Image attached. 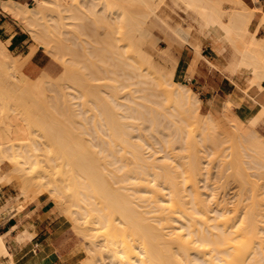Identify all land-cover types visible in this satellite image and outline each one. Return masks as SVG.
Returning <instances> with one entry per match:
<instances>
[{"label": "bare ground", "instance_id": "obj_1", "mask_svg": "<svg viewBox=\"0 0 264 264\" xmlns=\"http://www.w3.org/2000/svg\"><path fill=\"white\" fill-rule=\"evenodd\" d=\"M31 1H33L35 3L34 6L29 5V3ZM71 1H72V3H74L75 0L74 1L71 0ZM159 1L164 2V0H80L79 4H78V2H76L74 4V7L78 6L77 8H71V6L73 4L71 5L70 3H66L67 0H23V1L6 0V1H0L1 2L0 6H1L2 10L5 13H7L12 19L18 21L20 24H22L25 27L26 31L36 41L38 47L42 48L43 51L46 52L48 55H50V56L54 57L55 59L59 60L60 62H62L64 65V70H65V72L61 73V74H63V73L64 74L58 78L59 80L56 78L57 79L56 83L58 82L57 84L55 82H53L54 80L52 78L50 79V77L45 73H42L36 79L32 80L22 73V71H21V67H22L21 62L22 61H20L19 58H13L10 55L7 48L5 47V45L3 44V42L0 40V86L2 87L0 89L4 88L5 83H6L8 89H9V87H12V86L15 87V89H16L15 92L17 93L18 96L19 95H23V96L25 95L27 97V99H29L32 104L36 105V106H33L34 108H32L31 110H37L39 112L41 111L40 113H42L44 111L53 110L55 112L56 116H59L62 118L64 117L65 119H67L66 117L69 118V116H70V118H71V116H72V118L73 117H78V118L82 117L83 120H85V119L88 120L87 118L84 119V117H85L84 115L88 112L86 109H85L87 111V112L85 111L86 113L85 112L80 113L82 111V108L80 109V107H78V109H79V111H78V109H74L75 107L74 108L72 107L73 108L72 113L69 111L68 112L64 111L66 113H70L71 115L70 114L64 115V113L60 112V110L63 107L58 109V108H56V106H54V104L51 103L52 100H50L51 102H49V100L47 99L48 96L51 98L52 94L47 95V98H46V94L48 93V90H50L49 93H52L51 90H54L56 88H59L60 90H62L64 87L63 85H66L65 83L69 82V81L63 82L66 80V78L68 80H70V82H72L71 80L74 78V77H72V79L70 78L72 74H70V77H69L70 79L68 78V74L71 72V70H73V75L75 74L76 71L79 72V75H81L80 71L83 72L82 75L87 74V76H85V77L82 76V77L86 78L85 79L86 81L85 80L84 81L88 85L89 84L90 85L88 86L86 83L82 82L83 80H81L83 85L81 82H80L81 84H79V85H82V87L81 86L79 88L76 87V89L82 88L83 90H85L84 84H86L88 86V88L92 90V92L94 93V96H92V97H94V100L96 98L97 104H98V101L100 104V109L98 108L100 110L99 111L100 116L98 115L99 120L97 119L98 123L96 125H98V128L101 126L99 129H101L103 127L107 129L106 132H108L110 140L108 139L109 137L107 138V134H105L104 130L103 129L100 130V131L104 132V134L106 136L105 139H103L102 137L101 138L99 137L101 140V143H102V144H100V147H99V144H97L98 140L96 143V148L97 147L100 148L99 150L97 149L98 150L97 153L98 154L99 153L104 154L102 156H99L100 154L99 155L95 154L96 156H94L93 153H95L96 151H93L92 150L93 148L92 149L88 148L86 150L85 149H83V150L82 149H76L75 147L73 148V146H72V148H69L70 146H67V143L64 142L67 139L63 140V142L66 143V146L68 148H66V147L63 148L62 147L63 142H62V145H60V147L65 149V150L62 149V151H60L59 153H61L63 151H67V152H71L72 154L74 152H77V154H78V152H79V155L82 154L84 156L68 154V156L64 155V158L60 157L62 159V160L61 159L60 160L63 163L61 161L56 160V159L55 160L57 162H60V164L62 163V165L64 164V168L66 166L65 164H67V166H69L68 168L71 169V171H69L67 174L71 173L74 176V175H76L75 171L77 170L76 172H77V174H79V177H82L86 182V183H84V182L83 183L86 184L87 187H86V185H84V184L83 185L85 187L84 189L87 188V190L82 192L79 189H76V190L80 191L77 193V191H75V186H74V184H77L74 181L77 179L76 178L77 176L76 177L74 176L76 178L74 180H73L74 177L73 176L71 177V175H69L70 178L68 176V178L66 179V180H68V182H66V183H73V181H74V184H73L74 188H73L72 192H76V194H77V195H75L76 199L74 198L75 196L73 197V194H71L72 196L69 195V197H71V198L73 197L75 199V201H77V202L74 201V203H72V205H71V202L69 204L74 208V210H71L72 214H73V212H74V214H76L79 210V212H81L80 215L84 214V216L87 217L85 219V221L87 220L88 224L86 223V225L84 226L86 230L83 228H82V230L89 232L88 233L89 235L85 234L84 231H83L84 232V234H83V232L80 231L81 227L79 228L80 229L79 231L82 232L83 236L86 235L87 240H88L87 244L90 245V246H88V248L89 249L91 248L90 250L88 249L90 252H91V250L93 252L94 249H95L94 252H96V248H98V246L96 247V245L101 244L98 242L96 244H93L94 241L92 240L93 241L92 242L90 238L93 239V237H95L96 234L92 233L93 231H90V230H96V231L103 230V241H101V242H103L101 244L103 246H101V249L105 248L104 252L106 254L108 253L107 255H109V256L106 255V258H105V259L108 258V261H106L108 264H193L192 261L189 262V259L191 256H193V258H194L195 253L197 251L199 252V250H200L199 247H201L203 250V251L202 250H200V251L206 252L204 250L205 249L204 247L207 244H208V246L211 245V248L214 245L212 240L210 241L205 236V235H209V236H215V239L218 240L217 244H219L220 246L222 245V247L224 246L223 249L220 248L219 250L214 246V248H216V251H219L217 253L218 254L220 253L221 255H223V258H222V256L218 257L219 261L221 259V261L224 264H241L242 259L243 260L245 259L243 257L244 252L247 253L246 251H244V249H242L243 245H244V243H243L244 238H245L244 233H243L244 230L242 229L241 232L238 230L239 232H237V234L234 235V231H232L233 226L232 227L230 226L229 223H231V221L228 222V219H225L227 221H225V220L220 221V220H217V218H216V222L212 223L213 225L215 223V227H213L216 229L215 232H212V229H210L213 225L210 227L209 224H207L208 226H206V223H208L207 221L212 220V218L209 217V214H211L212 212H213V214L214 213L216 214V211L218 212L219 210L216 209L217 207L214 210L211 208L212 206L210 207V204H207V202L210 203V201L213 199V198H211L212 195L210 197V194H209L210 192L208 193L207 192L208 190H206V189L204 190L203 195H205L206 194L205 192H207V194L205 196L206 198L204 199L203 197H200V196H202V194L199 193V190H197L198 186L196 187V185H197L196 183H198V181H199L198 179L201 177L199 175H203L202 174L203 172L202 173L200 172L202 170L203 161H202V163L199 162V159H200V161L203 159L202 154H201L202 157H199L200 152L202 150L201 149H198V150L195 149L197 147V144L195 147V146H193L191 141H190V143L187 141V138L185 135L186 133L182 132L183 130H181V127L177 128L179 126L178 123H177L178 126H176V124L173 125L177 121H175V122H172L173 120L171 121L170 118L174 117L173 116L174 113L171 112L172 111L171 109L173 108L175 110V111L173 110L174 112H179L178 113L179 115L181 114L180 117L182 119L179 117V115H177V113H175L177 116L175 114L174 115L177 118L179 117V122L182 120V122H183L182 124H186V122H188V123L194 122L192 124H195V126L198 127V129L201 127L199 133H201L202 135L205 133V136L203 135V137H206L207 140H209L210 142L211 141L213 142V143H211V145L213 144L212 149H213V147L214 148L217 147V148H215L216 151L217 150H220V151L223 150L222 148H223V144L226 142V139H225L226 136H223L217 122L215 121V119L211 115L206 114L207 115V116L205 115L206 117H204V116H203L204 118L202 117V114L200 112L201 101L197 97V94H195L186 85L181 84V83H176L173 80V75H174V71H175V67H176L177 63L173 62L170 65V67L169 66L167 67V65L164 67V64H163V66H161V64L160 65L158 64L157 61H160V60L156 61L158 56L156 57L155 56L156 54H155L152 57V55L148 52L147 48L144 47V44H145L144 42L146 41V39H145L146 35L144 36V34H147L146 31L144 34L142 33L140 35V36L143 35V37H140V36H138V38L136 36L132 37V38H134V40H132L131 42L129 41V42L134 44V46H135L134 52L136 53L137 56L145 59L150 70H152L153 73L148 71L149 68L148 69L145 68L143 70L140 66L136 65V63L134 61H132L134 59V57L130 58L131 56L128 57V55L127 56H124L125 54L123 55V52L125 51L124 49L126 46L122 44L123 42L120 43V41H121V40H119L120 38L118 40H116V43L109 45V47L113 48L112 51H110V48L109 49L104 48L106 46L105 45L106 42H104L105 40L102 42L104 45V46L102 45L104 49L102 48L103 50L102 49L100 50L101 45L98 44L99 42L96 43L97 47L100 45V47H98L99 49H97V47L95 46V43H93L95 41H93V42L91 41L93 43V45L91 44V42L87 41L89 44L87 43L88 46H86L87 45L86 43L83 44V42H86V41H82V39L80 38L82 36L79 35V34H85V30H86V32H88L90 34V32L87 31L88 26H86L88 23L87 24L85 23L86 25L84 24V21L86 22V20H87V22H89V20L90 21L93 20L91 23L94 25L95 23H93V22H96V24H95L96 26L98 25V22H100V21L105 22V24H106V22H109V20L113 21V22H117V23L123 22L121 25H123L129 21V23L132 24V26L129 25V27L132 28V30H133V31H131V30L130 31L134 34V32L137 31V28L140 29V28H143L145 26L146 21L149 18V15H148L149 11H147L148 13L144 12L143 11L144 8L147 7L148 9H150L152 11L151 5L152 4L154 5V3H158ZM254 1H257V0H254ZM254 1L245 0L246 4H244V0H227V2H230L231 4L233 3L234 6H233V8H231L232 11L226 12L224 10V8L223 9L221 8L223 0H170V2L175 6L180 7V5L182 4L185 8V11H186L187 20L189 22H192L195 24V33H197L196 36H197L198 41L195 44V47L194 46L193 47L195 48V54L197 56V60H198V57L200 56L199 48H200L201 42L203 40H207L208 42H211V43L217 42L220 45H224L228 42L229 45H231L233 50L229 51L226 49L224 54L222 53L223 57H224L223 64L226 66L227 70H230L229 72L233 73L235 71V69H238L242 66H245L251 74V78H250L251 82L249 81L250 83H252L251 85H256L259 89L264 90V86H261V82L264 81V37H257V32L259 31L258 28L259 27L264 28V11H262L260 9L261 7L258 8L256 6H254L255 4H257V2H254ZM67 4H69L70 7ZM76 4H78V5H76ZM153 5H152V7H153ZM139 6H140V8H141V6H143L144 7L143 10H137V7H139ZM156 7H157V5H156ZM152 14H153V12H152ZM257 14H260V17L257 19L256 25H255L254 30L251 33L249 39L245 42L244 36L247 33L248 28H250L249 26L251 25L252 21L255 19V16ZM87 18H89V20ZM89 24H90V22H89ZM85 26L87 27L86 29H85ZM91 30H94V34L96 33L95 29H91ZM140 30L143 31V29H140ZM77 33H79V34H77ZM103 33H105V35H102V34L101 35L106 37L107 33L106 32H103ZM70 34H71V36H70ZM72 34L74 35V39H73ZM75 34L79 35L80 37L75 35ZM94 34H92V35H94ZM109 35H110V33H109ZM87 37L89 40L90 39L94 40L91 37L89 38V36H87ZM95 37H97L96 39H99L98 38L99 34H96ZM105 37H102V38L105 39ZM79 38L81 39L80 41H82L83 46H85V47L81 46L80 49H82V47L83 48L88 47L89 48L88 50H87V48L82 49V50L77 49L79 44L82 45L81 42H78ZM102 38H100V41ZM85 39H87V38L85 37ZM142 39H145V40H142ZM152 41H149V42H152ZM185 41H186V39H185ZM96 42H97V40H96ZM118 43H120V44H118ZM90 44L92 45L91 50H90V46H91ZM121 44H122V46H121ZM133 44H131V45H133ZM93 46H95V48H93ZM35 50H36V47L32 48L30 55ZM111 53L114 55L113 57H112ZM161 53H163L164 55H161L158 58L162 59L163 62L165 60L166 62H164V63H168L167 60H169V63H171L170 60L172 61V58L169 55H167L168 51L165 52V50H163L159 54H161ZM125 57L126 58L128 57L132 60H130V62H129L128 61L129 59H125ZM28 58H29V55H28ZM117 58H120V61H117V60H119ZM24 59H27V57ZM114 59H117V60L111 61ZM121 61L124 64L123 67L120 65L122 63H120L118 65V62H121ZM114 62H117V63L114 64ZM194 64L196 65V62H194V63L191 62V65L190 64H189L190 66L188 65L189 71H193V67H195ZM75 69H77V70H75ZM120 69H121V71H120ZM145 70L147 71V73ZM66 71H67V73H66ZM68 71H69V73H68ZM65 73L67 75H65ZM151 73H152V75L156 74L157 77L151 76ZM76 74H77V72H76ZM146 74H149L151 76V77H149L151 81L154 79V81H152V82H155V84L157 86L156 87L157 89L155 91L158 90L157 92H154V90H153V91L149 92V94H148L147 92L151 89L150 87H149V90L147 92H146V87H145V89L138 90L140 87L139 84L140 85L143 84L144 86H145V84H147V81L149 79L146 81V79H147ZM162 76L166 78L167 85H168L167 88H166V86L163 85V83L165 81L162 83V81L164 80V79H161ZM145 77H146V79H144ZM76 78H78V77H76ZM76 78L74 79L75 81H76ZM135 79H137L136 83H134ZM78 80H80V79L78 78ZM130 80H132L133 82H131ZM127 81H130V82L127 83ZM75 83H78V82L76 81ZM75 83H73V86ZM134 84H135V86H136V84H138L137 86H139V87L137 89V87L133 86L134 88H133V90H131L132 91L131 92L130 90H128L127 87L134 85ZM151 84H153V83H151ZM155 84H153V85L155 86ZM53 85H55L54 89H51L50 86L52 87ZM56 85H58V86H56ZM59 85L62 88L59 87ZM76 85H78V84H76ZM67 86H65L63 90H65L66 87H67L66 88L67 90L68 89L70 90L71 89L70 86H72V85H70V86L67 85ZM73 86H72V88H73ZM87 86H86V88H87ZM46 88H47V90H45ZM88 88L86 90H88ZM140 88H143V87H140ZM8 89L7 90L4 89V91L6 93V94L4 93V96L6 98H4L3 96L0 97V98H3L2 99L3 102L5 101V103H4L5 105L2 103H1V105L2 106H8L10 103L13 104L16 102V104H14V106H12L15 109H17V106L20 107L19 106L20 104L21 105L24 104V106L26 107L25 103H23L24 100H21L22 99L21 98L20 99V101L22 102L21 103V102H18L20 96L18 97V101H17V98L16 99L12 98L13 97V96L11 97L12 94H9L8 92H6V91H8ZM74 89H75V86L73 89H71L73 93L76 92L75 91L76 89L75 90ZM124 89H126L127 92ZM129 89H132V86H131V88L129 87ZM147 89H148V87H147ZM54 91H53V93H54ZM70 91H66L65 96L67 95V92H70ZM77 91L79 93V90H77ZM138 91H141V93L143 91V93L145 92L147 95H144L143 93H142L143 95H139L140 93ZM62 92H64V91H62ZM135 92L136 93L138 92L139 94L138 93L133 94ZM57 94H60L58 96L60 98V100L59 99L58 100L63 101L64 98L61 96L64 93H57ZM76 94H73L75 96H72V93H71V97L73 100H74V98H77ZM79 96H81V95H79ZM148 96L149 97L151 96V98L153 96L154 100L156 98H160V96H161L162 101L159 102L160 105L162 104L161 107L164 106V108H165V105H167L166 103H168L167 101L165 102L163 99H168V101L170 100L171 104L174 102L175 107L168 108L169 110H171V111H168V114H167V112H166V114H164L165 112L163 113L161 110H159V111H160V113H163V114L155 113L157 110L156 109L154 111V109L156 108L155 104L159 106L158 101H157V99L155 101L154 100L148 101V100H152L151 98L149 99ZM56 97L57 96H55V99L54 98H51V99L56 101ZM65 98H67L68 100L71 99V98L70 99L68 98V95ZM45 99H47L48 102L50 103L49 106L48 105L46 106L45 102L47 100H45ZM77 99H79V97ZM141 99H145L144 101L147 100L148 103L149 102L153 103V105L155 107L151 108L152 106L150 103H149L150 108L147 107L148 105H145L144 101ZM71 100L69 102H71ZM87 100H89V99L87 98ZM139 100H141V102H139ZM91 101H92V99L89 100V103H91ZM30 102H29V104H30ZM69 102L66 100L67 105ZM162 102L165 104H163ZM49 103H47V104H49ZM59 103H60V107H61V102H59ZM92 103H93V101H92ZM94 103L92 104L93 109L95 107ZM29 104L27 103V105H29ZM74 104L76 106L77 103L75 102ZM64 105H65V103H64ZM67 105H65L64 107H66ZM2 106H0V110L2 109L1 108ZM70 106H72V104H70ZM172 106H173V104H172ZM9 107H10V105H9ZM96 107H97V105H96ZM67 108H65V109L68 110ZM72 108H70V109H72ZM157 108H159V107H157ZM166 108H167V106H166ZM5 109L7 110L8 108H5ZM93 109H92V111H93ZM223 109H224L225 115L233 123L232 127L234 129V132L232 134H229L228 136L230 137V135H232L233 138H235V140H237V142L240 143V147L243 150L245 157H247L249 159L248 164L246 163L247 161H245L244 164L251 165V163H252V165H254V166H252V167H254V169L256 166L258 168L260 167L259 169L264 168V166H261L262 164H264V136L257 134L256 131L254 130V128L257 126V124L262 119H264V104H262L261 109L256 114H253L252 116L248 117L245 120H241L235 116H230L231 114H229L228 111L231 110V104L225 103ZM18 110H19V108H18ZM22 110L23 109H21L20 111H22ZM29 110H28V112H29ZM159 111L157 110V112H159ZM34 112L35 111H32V113H30V114H34ZM169 112H170V114H169ZM22 113H23V115H25L24 111ZM51 113L54 114L52 111H51ZM35 114H36V112H35ZM20 115L22 118L21 113H20ZM44 115L45 114L43 113V116ZM49 115H51V114L49 113ZM27 116H29V115H27ZM27 116H26V118L28 119ZM91 116L93 117V120H94V117H96L94 113ZM7 118H8V116L6 115L5 119H7ZM33 118L34 117L32 116V119ZM35 118H36V116H35ZM37 118H38V120H36V121L39 122V119L41 117H38V115H37ZM44 118L47 120V117L44 116ZM78 118H76V120ZM45 119L44 120L41 119L39 123H36L37 127L39 126L38 128H40V126L44 127L45 125H47V124H45L47 122ZM54 119H55V117H54ZM79 119L82 122V119L81 118H79ZM48 120H49V117H48ZM70 120H72L70 122L73 123L74 119H70ZM189 120H191V121H189ZM42 121H46V122H42ZM67 121H68V119H67ZM81 122H77V123H81ZM167 122H169V123H167ZM170 122H172L173 124L170 125L171 124ZM29 123H31V121ZM32 123H33V121H32ZM50 123H49V125H50ZM77 123L74 122V124H77ZM87 123H85V124H87ZM74 124H73V127H71L73 130H75ZM190 124H188V127L191 126ZM8 125L7 124L5 125L7 130H8ZM66 125L68 126V123ZM69 125H71V124H69ZM78 125L83 126L82 128L80 127V129L83 130V132H82V134H83L84 133V127L86 125L84 126L83 124H77V126ZM93 125H95V124H93ZM96 125H95V127H97ZM67 126L64 127V131H65V128L66 129L68 128ZM195 126H194V128H195ZM45 127L43 130H45ZM53 127L54 126L52 125V128ZM59 127H61V126H59ZM77 128H79V127H77ZM93 128H94V126L92 127V129ZM58 129L59 128H57V130ZM80 129H78V130H80ZM88 129L92 130L90 128H88ZM88 129L85 130V133H86V134L84 133L85 135H87V133H89V132H90L89 134H91V131L86 132V131H88ZM78 130H76V131H78ZM41 131L42 130H40L39 132L41 133ZM52 131H54V130H52ZM70 131H72V130H70ZM206 131L209 135H207ZM23 132L24 131H22V133ZM33 132H35V131H33ZM68 132H67V134L64 132V134L68 135ZM181 132L184 133L185 138H183L184 135L181 134ZM25 133H27V132L23 133L24 136H25ZM28 133H30V132H28ZM95 133L97 134L98 132H94L92 134L95 135ZM10 134H12V133H10ZM35 134H37V133H35ZM72 134H74V133H72ZM77 134H79V133H77ZM89 134H88V138L90 137ZM202 135H200V136H202ZM9 136H11V135H9ZM28 136L30 137V135H28ZM42 136H45V135H42ZM63 136L61 138H63ZM208 136H209V139L207 138ZM29 137H27V138L24 137V139L26 138V140H28ZM32 137L33 136L31 135V139H32ZM54 137H53V139H54ZM68 137H69V135H68ZM7 138H9V137H7ZM183 139H185L186 142H188L189 144H187V143L185 144V141ZM206 139L205 138L202 139L204 141L203 143H205L207 141ZM100 140H99V142H100ZM104 140H106V141H104ZM23 141L27 142V144H28V141H25V140H23ZM56 141H57V139H56ZM76 141H78V140H76ZM79 141H78V143H79ZM67 142H70V140L69 141L67 140ZM183 142L185 144V146H184L185 153L187 150V153L185 156L183 155V154H185L184 152L182 154L184 157L181 155H178V154H180L178 152L180 150H183L184 148L182 149L179 147L180 150L177 149V146H180L181 143H183ZM7 143H5V142L0 143V168H1L2 163H4L5 161H9L14 166V168H12L13 170L11 171L12 173H14L13 175L16 176V172H17L19 174V176H21L22 173L25 174L24 171L27 172L31 168L32 164H34L38 161V158H35L36 155L31 154V151L29 154L28 150L25 151V148L23 150L22 148L24 145L23 146L20 145L21 147L20 146L14 147L16 145V144L14 145V142L13 143L10 142V145H6ZM195 143L201 144V140L200 141L196 140ZM56 144L58 145V143H56ZM82 144H83V142H82ZM175 144H176V147H174ZM190 144L192 146H190ZM101 145L102 146L105 145V146L102 147ZM186 145H187V147H186ZM214 145H216V146H214ZM79 146L81 148L83 147L82 145H79ZM164 147L165 148L168 147V149L166 150ZM181 147H183V144ZM190 147H191V149H189ZM192 147L194 148L193 150H192ZM21 149L23 151H21ZM37 149H35V151ZM39 149L41 150V148H39ZM149 149L151 151L150 154L148 152ZM174 149H177L178 152ZM215 149H213L214 151L212 150L213 153L216 152ZM13 150H17L18 153H17V151H16V153L18 155L17 154L15 155V151L13 152ZM172 150L176 151L178 154L176 152L174 154ZM196 150L200 151V152H197ZM19 151L22 153H24V152H26V153H24V154L20 153L19 154ZM84 151L87 152V153L85 152L86 155L83 153ZM166 151H168V152H166ZM91 152H93V153H91ZM161 152H163V154ZM203 152H205V151H203ZM145 153H147V154H145ZM158 153H161L162 155L160 154L161 156H156V154H158ZM64 154H65V152H64ZM126 154H128V155H126ZM196 154H198V155H196ZM66 155H67V153H66ZM71 157H73L75 160H72L73 158H71ZM52 158H54V157H52ZM64 159L66 160V162ZM71 160L73 162H71ZM167 160H169V162ZM221 164H223L225 166V162L221 163ZM229 165L230 164H228V167H229ZM217 166H219V164ZM71 167H73L74 169L76 168V169L74 170ZM220 167H221V165H220ZM224 168H226V167H224ZM224 168H222V171H224L223 170ZM258 168H256L255 170H257ZM227 169H229V168H227ZM59 170H63V169L61 168ZM66 170H68V169H66ZM65 172H67V171H65ZM72 172H74V173H72ZM219 173L220 172H218V174L217 173L216 174L219 175ZM222 174H223V172H221V175ZM13 175L11 176L10 174H7L5 172H4V174H0V182L3 180H6L5 182L10 183V181H12V179L14 180L16 178ZM198 176H199V178H198ZM222 177H223V175H222ZM71 178H72V181L69 182V179L71 180ZM7 179H8V181H7ZM200 182H203V184H204L203 179H201ZM67 185H69V184H67ZM70 185H72V184H70ZM56 187H53L52 190H54V188H56ZM208 187H209L208 184L207 185L204 184V187L202 189H204V188L208 189ZM24 188L25 187H23L22 189L20 188V190H22V191L18 194V197L16 196L17 200L15 198V200L17 202L9 208L12 211L13 215L22 207L24 202H27V201H22V197H24V194L26 192V189L23 190ZM234 188H236V187H234ZM41 189L42 188H40V190ZM45 189H42V190L44 191ZM47 189L49 190L50 188H47ZM57 189L58 188H56L55 191H57ZM237 189L239 190L241 188L238 187V188H236V190ZM164 190L166 191L165 193L163 192ZM238 190H237V192H238ZM254 190H252V193H254ZM37 191H38V189H37ZM59 191L60 190H58V193H59ZM187 192H189V193H187ZM211 192H212V190H211ZM52 193H54V192L52 191ZM55 193H57V192H55ZM142 195H144V197H142ZM187 195H189V196H187ZM240 195H238V197ZM31 196H33V195H31ZM50 196H51V193H50ZM241 196H243V195H241ZM184 197H185V199H187V201L189 200V203L191 202L190 204H192L191 209L193 211V215L191 214V212H192L191 210H187L190 208L187 207V204H188L187 201L185 204ZM188 197H191V198L189 199ZM255 197L256 196H254L253 198H255ZM252 201H254V199ZM141 202L142 203L144 202L143 204H145V207H143L144 205H141L142 204ZM212 203L213 202L211 201V204ZM206 204H207V206H206ZM227 204H229V203H227ZM216 205H218V204L216 203ZM255 205H256V207H258L257 205H259V204H257L255 202ZM66 206H67V204H66ZM189 206H191V205H189ZM72 207H71V209H72ZM149 207H151V208H149ZM208 207H210L211 209L210 208L208 209ZM220 207H222V205H220ZM141 208H143V210ZM154 209L156 211L158 210L157 214H154L155 213ZM224 209H226V208H224ZM71 212H70V214H71ZM79 212L77 214H79ZM158 212H160V213L158 214ZM225 212H226V210H225ZM225 212L220 211L219 212L220 214L217 213L218 215H220L219 217H221V220L224 219V216H225L224 213ZM152 213L155 215V217H154V215H152L153 217L150 216L149 220L150 219L153 220L155 218V220L157 219L156 223L154 221H150L151 222L150 223L148 220V216H149L148 214L151 215ZM227 213H228V211H227ZM67 214H69V211H67ZM251 214H253V220H252V218H250L251 220H249V222L248 221L246 222L247 225H248V223H251L248 225V226H250L249 229H251V231H249V233H251L252 231L254 232L255 227L257 228V225H256L257 222L255 221V220H257V219H255V218H257V215L255 213V215H256V217H255L253 212ZM262 214H264V212H262ZM80 215H78V216H80ZM196 215L198 218L196 217ZM218 215L217 216L215 215V217H218ZM75 216H73V219H75ZM258 216H261V215H258ZM80 217H83V215ZM200 218H201V220H198ZM75 220H73V221L75 222ZM79 220H81V219H79ZM258 220H260V219H258ZM82 221H84V220H82ZM198 221H200V222L198 223ZM261 221L264 222V218H262ZM152 222H153V224H152ZM157 223H159V224H157ZM195 223H197V224L195 225ZM88 225L92 229H90L89 227L87 229ZM157 225H159V227H157ZM231 225H233V224H231ZM196 226L198 228H196ZM200 226H202L201 227L202 230L200 229ZM203 226L207 227L206 231L203 230ZM238 226H239V224H238ZM248 226H247L246 230L248 229ZM78 227H79V225L76 226V228H78ZM206 227H204V229ZM259 227L264 228L262 226H259ZM182 228H184V230H186V234H184L185 231H183ZM244 228H245V226H244ZM79 231H77V232L80 233ZM90 232L92 234H94V236L92 234H90ZM104 232H105V235H104ZM245 232H247V231H245ZM240 233H243V235ZM25 234L27 235V233H25ZM203 234H205V235H203ZM232 234L234 237L232 236L231 238H229V236ZM246 234H248V232ZM90 235H92V236L88 237ZM198 235H200V236H198ZM201 235H202V237H201ZM29 236H30V234H29ZM29 236H27V237H29ZM86 237H84V239ZM200 237L202 238V240ZM197 238H199V240H197ZM252 238H254V237H252ZM256 238H257V236H256ZM16 240H17V238H16ZM94 240H96V239L94 238ZM100 240H102V239L100 238ZM97 241H98V239H97ZM199 241L201 243H199ZM205 242H207V243L205 244ZM208 242H211L212 244H210ZM196 243L198 244V247L196 246L197 245ZM199 244L204 245V247L199 246ZM262 244H264V241H262L261 245ZM93 245H95V247ZM245 245H247V243ZM241 246H242V248H241ZM102 247H104V248H102ZM173 247L175 249H173ZM258 247H259V245H258ZM262 247H264V246H262ZM98 249H100V248H98ZM172 249L174 250V252ZM193 249H194L195 253L190 256V254L193 252ZM257 249L258 248L256 247V250ZM242 251H244V252H242ZM189 252H191V253H189ZM212 252L214 253L215 250ZM257 252H256V254H257ZM199 253H201V252H199ZM250 253H251V251H250ZM253 253L254 252H252L251 254H253ZM90 254H92V253H90ZM196 254H198V253H196ZM201 254H203V253H201ZM247 254H249V253H247ZM0 255H7L9 258V262H10L9 264H13L12 255L6 250L4 239L2 236H0ZM211 255L213 256V254H211ZM216 255L217 254H215V256ZM195 256H196V258H194V260L197 259L199 261V264H201L203 262L202 260H204V259L200 258V260L202 259L200 261L199 258H197V255H195ZM198 256H200V255L198 254ZM203 256L204 255H202V257ZM209 258L212 259L213 257L211 258V256H209ZM216 258H217V256H216ZM255 258H257V257H255ZM95 259L96 258L94 256V260H93V257L90 258V260L89 259L88 260L91 261L90 263L92 264V263H94ZM103 259L104 258H101V259L99 258L98 261L100 262V260H101V262H102V263L100 262L101 264H107V263H105V259L104 260ZM205 259H206V257H205ZM207 260L209 261V259H207ZM218 260H215V261L211 260V262L213 261L215 263ZM251 260H253V258H251ZM98 261L96 259V262H98ZM204 262H205V264H207V261H204ZM204 262H203V264H204ZM253 262H254V260H253ZM258 262H259V260H258ZM262 262H264V261H262ZM84 263H86V262H84ZM256 263H257V261H256ZM94 264H97V263H94Z\"/></svg>", "mask_w": 264, "mask_h": 264}, {"label": "rangeland", "instance_id": "obj_2", "mask_svg": "<svg viewBox=\"0 0 264 264\" xmlns=\"http://www.w3.org/2000/svg\"><path fill=\"white\" fill-rule=\"evenodd\" d=\"M71 1V0H70ZM69 0H67V2L66 3H70L72 6H71V8H77V7H74V4L76 3V2H78V4H79V2H80V0H73L74 1V3H72V1L70 2ZM251 1H254V0H251ZM254 2H257V4H255L254 6H256V7H258V8H260L262 11H264V1H262V2H260L259 3V1L257 0V1H254ZM160 3V4H159ZM78 4H76V5H78ZM157 5V7H156V5ZM244 4H246L245 3V0H244ZM30 6H34L35 5V3L33 2V1H31L30 2V4H29ZM68 6H69V4H67ZM75 5V6H76ZM153 5V4H152ZM152 5H151V8H152V11L150 10V9H148L147 7H143V6H141V8H140V6L139 7H137V10H143V8H144V12H147V11H149V13H148V15H149V18L147 19V21H146V24H145V26L143 27V28H140V29H143V31L142 30H140V29H138L137 28V31H135L134 32V34L131 32V31H133L132 30V28H130L129 27V25L130 26H132V24L131 23H129V21L127 22V23H125V24H123V25H121L122 23H117V22H113V21H110L109 20V22H106V24H105V22H98V25L100 26H96L95 24H96V22H93V23H95L94 25L91 23L92 21H90L89 20V18H87L88 20H89V22H90V24H89V22H87V20H86V22L84 21V24L86 23H88L86 26H88V29H87V31H89L90 32V34L88 33V32H86V30H85V34H79V33H77V34H79L80 36H82V37H80L79 35H77V34H75V35H77V36H79L81 39H82V41H86V42H83V44L84 43H88V42H93V41H95V42H93V43H95V46L97 47V45H96V43H98V44H100L101 45V48H100V50L103 48V41L104 42H106V46L104 47L105 49L106 48H110V51H112V47H109V45H112V44H114V43H116V40H118L119 38V40H121L120 41V43H122L123 45H125L126 47H125V53L123 52V55L124 56H127L128 55V57H130V58H132V57H134V59L132 60V59H130V58H126L125 57V59H129L128 61L130 62V60H132V61H134L135 63H136V65H138V66H140L143 70L145 69V68H149V66H148V64H147V62L145 61V59H143V58H141V57H139V56H137L136 55V53L134 52V49H135V46H134V44L133 43H130L132 40H134V38H132V37H137L138 38V36H140L142 33L144 34L145 33V31H146V33L147 34H144V36L146 35H148L147 37L145 36V39H146V41L144 42L145 44H144V47L145 48H147V50H148V52L152 55V57L155 55L156 57L158 56H161V55H164L163 53H161V54H159L160 52H162L163 50H165V52L166 51H168V53H167V55H169L171 58H172V61L170 60V62L171 63H169V60H167V62L168 63H164V62H166L165 60H164V62H163V60L162 59H159L158 57H157V59H156V61L157 60H160V61H157L158 62V64L160 65L161 64V66H163V64H164V67L167 65V67L169 66L170 67V65L173 63V62H176L177 64H176V67L177 66H179V68L180 69H184V71H185V73H186V80L185 81H182L180 78H178V77H174L173 76V80L176 82V83H181V84H184V85H186L187 87H189L195 94H197V97H199V99L201 100V106H200V112H201V114H202V117L204 116V117H206L207 115H211L214 119H215V121L217 122V124H218V126H219V128H220V131L222 132V134H223V136H226V142L223 144V150H217L216 151V149L215 148H217V147H213V149H215V151L216 152H214L213 153V149H212V145H211V143H213L212 141L210 142L209 140H207L206 139V137H203V135L205 136V133L202 135L201 133H199L200 132V128L198 129V127H196L195 126V124H192V123H194V122H186V124H182L183 122H182V120L179 122V117L181 116V114L179 115L178 113L179 112H174L175 110L172 108V107H175L174 106V102L172 103L173 104V106H172V104H171V102H170V100L168 101V99H163L165 102L167 101L168 103H166L167 105H165V108H164V106L163 107H161V105L159 104V102H161L162 101V98H161V96H160V98H156L157 99V101H158V104H159V106L158 105H156L155 104V106H156V108L154 109V111L157 109L158 111L159 110H161L164 114H166V112H167V114H168V111H171L172 113H177V115H179V117L177 118L174 114H173V116L174 117H169L170 119H171V121L172 122H175V121H177L176 123H172V122H170L171 124L170 125H175L176 124V126H178V124H179V126L177 127V128H179V127H181V130H183L182 132H184V133H186L185 135H186V138H187V141L190 143V141H191V143L193 144V146H195L196 147V144H197V147L195 148V149H201L202 151L200 152V151H197V152H200V156L199 157H202L203 156V159L200 161V159H199V162H201L202 163V161H203V165H202V170L200 171L203 175H199V176H201L200 178H199V176H198V183H196L195 185H196V187L198 186V188H197V190H199V193H201L202 194V196H200V197H203L204 199L206 198L205 196H206V194H207V192L210 194V197H211V195H212V197L211 198H213L211 201L213 202L212 204H211V201H210V203L209 202H207V204H210V207L212 208V209H214L215 210V208L217 209V210H219L218 212L216 211V214L214 213L213 214V212L211 213V214H209V217H211L212 218V220L211 221H207L208 223H206V226H208L207 224H209V226L211 227L213 224V222H216V218H217V220H220V221H224L225 219H228V222H230L231 221V223H229L230 224V226L232 227V231H234V235L235 234H237V232H241L242 231V229L244 230V245H243V248H242V246H241V248L242 249H244V251H246L247 253H249V254H247V253H245L244 251H242V252H244V260L242 259V263L241 264H247L248 262V264H264V262H262V261H264V247H262V246H264V244H262L261 245V243H262V241H264V228H260L259 226H262V227H264V222H262L261 220H262V218H264V214H262V212H264V168H261V169H259L257 166L255 167V169L256 168H258L257 170H255L254 169V167H252V166H254V165H252V163H251V165H246V164H244L245 163V161H247L246 163L248 164V161H249V159L247 158V157H245V155H244V152H243V150L241 149V147H240V143L239 142H237V140H235V138H233V136L232 135H230V137L228 136L229 134H232L233 132H234V129H233V127H232V125H233V123L230 121V119L225 115V112H224V109L222 110V113L220 114V110H221V108H222V100H220L219 98H215L214 100H211V99H209L208 98V96L207 95H199L198 94V90H197V88H196V85L195 84H193V83H191V81L190 80H192L193 79V77L195 76V77H197V78H199V77H206V76H208V75H213V74H215V76H216V78L217 79H224V81H227L226 79H228L229 81H230V83H231V85H235L236 86V88L240 91V93H241V99L242 100H244V93L246 94V95H248V97L250 98V99H253V100H255V101H261L260 100V97H262V96H264V90H262V89H259L258 87H256V86H253V85H251L252 83H250L251 81H250V78H251V74H250V72L247 70V68L245 67V66H242V67H240V68H238V69H235V71L233 72V73H230L229 71L230 70H227V68H226V66L224 65V64H221V65H218V67H214V64L212 65V64H210V63H207L205 60H204V58L201 56V54H202V49L204 48V46H206L209 42L207 41V40H203L202 41V46H201V48H199V53H200V56L198 57V60H197V56H196V54H195V44L197 43V36H196V34L197 33H195V24L194 23H192V22H189L188 20H187V18H186V11H185V8H184V6L181 4L180 5V7H178V6H175V5H173L171 2H170V0H164V2H162V1H159L158 3H154V5H153V7H152ZM233 3L231 4L230 2H227V0H223V3H222V5H221V8L223 9L224 8V10L226 11V12H230V11H232L231 10V8H233ZM70 7V6H69ZM136 8V7H135ZM139 8V9H138ZM155 8V9H154ZM154 9V10H153ZM75 11V10H74ZM151 11V12H150ZM152 12H153V14H152ZM245 12V11H244ZM260 17V14H257L256 16H255V19L252 21V23H251V25L249 26L250 28H248V31H247V33L245 34V36H244V41L246 42L248 39H249V37H250V35H251V33H252V31H253V29H254V27H255V25H256V21H257V19ZM159 18V19H158ZM128 19V18H127ZM7 20H8V22H9V24L13 27V28H15L16 30H21V31H24L25 33H26V37L29 39V41H30V43H32V48H34V47H36V49H40L41 51H42V53H46V52H44L43 51V49L42 48H40V47H38L37 46V43H36V41L31 37V35L26 31V29H25V27L22 25V24H20L18 21H16V20H14V19H12L11 17H9L8 16V18H7ZM130 20V19H129ZM162 20V21H161ZM131 22V21H130ZM100 23V24H99ZM117 23V24H116ZM120 24V25H119ZM128 24V25H127ZM90 25V26H89ZM125 25V26H124ZM85 26V29L87 28ZM122 26V27H121ZM99 30H98V29ZM91 29H95V34H94V30H91ZM97 29V30H96ZM260 29H264V28H258V30H260ZM91 30V31H90ZM131 30V31H130ZM135 30V29H134ZM140 30V31H139ZM98 31V32H97ZM93 32V33H92ZM103 32H106L107 33V35H106V37L105 36H102V35H105V33H103ZM120 32V33H119ZM109 33H110V35H109ZM92 34H94V35H92ZM96 34H99V39H96L97 37H95L96 36ZM102 34V35H101ZM115 34V35H114ZM84 35V36H83ZM86 35V36H85ZM262 35V33H260V32H257V37H259V36H261ZM70 36H71V34H70ZM72 36H73V39H74V35L72 34ZM87 36H89V38L91 37V38H93L94 40H92V39H88V37ZM131 36V37H130ZM85 37L88 39H85ZM102 37H105V39L104 38H102ZM140 37H143V35L142 36H140ZM79 38V41L78 42H81V44H82V41H80L81 39ZM100 38H102L101 39V41H100ZM117 38V39H116ZM78 39V38H77ZM140 39V38H139ZM145 39H142V40H145ZM185 39H186V41H185ZM96 40H97V42H96ZM153 40V41H152ZM75 41V40H74ZM88 41V42H87ZM115 41V42H114ZM130 41V42H129ZM149 41H152V42H149ZM91 42V44L93 45V43ZM102 43V44H101ZM120 43H118V44H120ZM3 44L5 45V47H6V43H4L3 42ZM77 44V43H76ZM79 44V43H78ZM83 44L82 45H78V48L77 49H79V50H82V49H86L87 48V50L89 49L88 47H86V48H83V47H85V46H83ZM85 44V45H86ZM89 44V43H88ZM88 44L86 45V46H88ZM90 44V45H91ZM108 44V45H107ZM122 44H121V46H122ZM131 44H133V45H131ZM155 44V45H154ZM92 45L90 46V50H91V47H92ZM100 45L98 46V47H100ZM103 45V46H102ZM225 46L223 47V50H225V49H227V50H229V51H232L233 49H232V47H231V45H229V43L227 42L226 44H224ZM81 46H83L82 47V49H80V47ZM95 46H93V48H95ZM134 48H133V47ZM154 46V47H153ZM194 46V47H193ZM97 47V49H99ZM7 48V47H6ZM103 48V49H104ZM102 49V50H103ZM163 49V50H162ZM169 49V50H168ZM8 50V49H7ZM9 51V50H8ZM157 52V53H156ZM159 52V53H158ZM9 53H10V51H9ZM205 53H207V52H205ZM47 54V53H46ZM112 54V53H111ZM159 54V55H158ZM224 54V53H223ZM10 55L13 57V55L10 53ZM48 55V54H47ZM114 55L112 54V57H113ZM49 57V59H50V61H51V63H52V71L54 72L53 74L51 73V74H48L49 75V77H50V79L52 78L53 80V82H55L56 83V80L61 76V75H63V74H61L62 72H65V70H64V65H63V63L62 62H60L59 60H57V59H55L54 57H52V56H48ZM123 57V56H122ZM14 58V57H13ZM124 58V57H123ZM122 58V59H123ZM213 58L214 59H209L210 61H214L215 59H217L218 57H217V55H213ZM117 59H119V60H117ZM117 59H114V60H111V61H115V60H117V61H120V58H117ZM124 59V60H125ZM136 59V60H135ZM192 59V60H191ZM222 62H224V57L222 56ZM93 60V59H92ZM162 60V61H161ZM194 60V61H193ZM94 62V61H93ZM191 62L192 63H194V62H196V65L194 64V66L195 67H193V71H189V69H188V67L191 65ZM112 63V62H111ZM115 63H117V62H114V64ZM120 63H122V61L121 62H118V65L120 64ZM190 64V65H189ZM122 67L124 66V64L122 63V64H120ZM135 65V66H136ZM189 65V66H188ZM225 66V67H224ZM166 67V68H167ZM105 68V67H104ZM146 69V70H147ZM230 69V68H229ZM75 70H77V69H75ZM74 70V71H75ZM145 70V71H146ZM120 71H121V69H120ZM148 71H150V72H152V70H150V68L148 69ZM189 71V72H188ZM76 72H77V74H76ZM75 72V76L73 75V70H71V72L69 73V71H68V78L70 77V74H72L71 75V79H72V77H74L71 81L73 82V83H75L76 81L78 82V83H75L74 84V86H75V89H76V87L77 88H79L80 86L82 87V85H83V83L82 82H84V83H86L85 81V79L86 78H83L82 76H87V74H85V75H82L83 74V72L82 71H80V74L81 75H79V72L78 71H76ZM82 72V73H81ZM149 72V73H150ZM66 73H67V71H66ZM65 73V75H67ZM146 73H147V71H146ZM153 73V72H152ZM152 73H151V76H153V77H157V75L156 74H153L152 75ZM192 75H191V74ZM59 75V76H58ZM79 75V76H78ZM147 75V79H146V77L144 78V79H146V81H147V84H145V86L142 84V85H140L139 84V86L140 87H143V88H140L139 86H137L138 84H136V86H135V84L134 85H131L132 86V89H129V87L131 88V86H128L127 88H128V90H133V86H135V87H137V89H138V87H139V89L138 90H140V89H145V87H146V92L149 90V87L151 88L147 93L149 94V92H151V91H153L154 90V92H157V91H155L157 88V86H156V84H155V82H152V81H154V79L151 81L150 80V78L149 77H151L149 74H146ZM149 75V76H148ZM54 77V78H53ZM66 77V76H65ZM76 77H78L80 80H78V78H76ZM160 77V76H159ZM57 78V79H56ZM69 78V79H70ZM76 78V81L74 80ZM83 78V79H82ZM61 79V78H60ZM64 79V78H63ZM88 79V78H87ZM157 79V78H156ZM161 79H164L163 81H162V83H163V85L164 86H166V88H167V81H166V78L165 77H161ZM189 79V80H188ZM59 80V79H58ZM81 80H83L82 82H81ZM85 80V81H84ZM66 81H69V82H66ZM131 82H133L132 80H130ZM130 81H127V83H129ZM151 81V82H150ZM250 81V82H249ZM63 82H66L65 84L66 85H63L64 87L65 86H67V85H72L73 86V83L72 82H70V80H68L67 78H66V80L65 81H63ZM82 83V85H79V84H81ZM137 82V79H135V82L134 83H136ZM58 83V82H57ZM56 83V84H57ZM60 83V82H59ZM70 83V84H69ZM112 83V82H111ZM149 83V84H148ZM151 83H153V84H155V86L153 85V84H151ZM166 83V84H165ZM76 84H78V85H76ZM87 84V83H86ZM86 84H84V86H85V90H83L82 88V90L81 89H74L76 92L75 93H73L72 92V90L71 89H73L74 88V86H73V88H72V86H70V90L68 89H66L65 88V90H63L64 89V87H63V89L62 90H60L59 88H56V89H54V86L55 85H53L52 87L50 86V88L51 89H54V90H51V92L52 93H49V91L50 90H48V93L46 94V98H47V95H51V98H54L55 99V96H57L56 97V101L55 100H53V99H51L49 96H48V100H49V102H51L50 100H52V104H54V106H56V108H62L61 110H60V112H62V113H64V115H68V114H70V113H66V112H73V108L74 109H78V107H80V109L82 108V111L80 112V113H83V112H85L86 110L88 111H86L84 114V119L85 118H87L88 120H83V118L82 117H79V118H81L82 119V122H81V120L78 118V117H73L72 118V116H71V118H70V116H69V118L68 117H66L67 119H68V121H67V119H65L64 117L62 118V117H59V116H56V114H55V112L53 111V110H50V111H44V112H42V113H40L39 111H37V110H31L32 108H34L33 106H36V105H34V104H32L31 102H30V100L29 99H27V97L24 95H17V93L15 92L16 91V89H15V87H9V89L7 88V85H6V83H5V86H4V88L3 89H0V97H4V98H6L5 96H4V93H5V91H4V89L5 90H7L8 89V91H6V92H8L9 94H12L11 95V97L12 98H17V101H18V97H19V101L18 102H21L20 101V99L21 100H24L23 101V103H25V105H26V107L28 108H26L25 106H24V104H20L19 106L21 107H18L17 106V109H15L14 107H12V106H14V104H16V102L15 103H13V104H9L10 105V107L12 108H10L9 107V105L8 106H2L1 105V103L2 104H4L5 103V101L3 102V98H0V106H2L1 108V110H0V143H2V142H5V143H7L6 145H10V142H14V147H17V146H23V150H24V148H25V151L26 150H28V153L30 154V151H31V154H35L36 155V157L35 158H38V161L36 162V163H34V164H32V166H31V168L26 172V171H24L25 172V174H23L22 173V175L21 176H19V174L16 172V176L15 175H13L14 173H12L11 171L13 170L12 168H14V166H13V164H11L9 161H5L4 163H2V165H1V168H0V174H4V172L5 173H7V174H10L11 176L13 175V176H15L16 178L13 180L12 179V181H10V183H7V182H5L6 180H3V181H1L0 182V187L1 186H4V185H8V187H9V189H10V191H11V193L16 197L17 196V194H19L22 190H20V188L22 189L23 187H25L23 190H25L26 189V192H25V194H24V197H22V201H29V200H32V199H35V198H37L38 196H45V197H47L48 199H50V200H52L54 203H55V205H56V207L58 208V210L60 211V213L63 215V217L65 218V219H67L68 220V225H69V230H68V233H67V235H66V239H69V240H72L73 241V243H74V248H73V252L74 253H78V255L75 257V259L73 260V262H74V264H91L90 262L91 261H89L90 260V258H92L93 257V260H94V256H95V258L97 259V261H98V259L100 258H106V255L108 254H106L104 251V247H102V248H104V249H101V246H103V245H101L103 242H101V241H103V230H98V231H96V230H90V231H93L92 233H94V234H96L95 235V237H93V239L92 238H90L91 239V241L93 242V244H96L97 242L98 243H101V244H97L96 245V247L98 246V248H100V249H98V248H96V252H94L95 251V249H94V251L92 252V250H91V252L89 251L90 249L88 248V246H90V245H88L87 244V242H88V240H87V237H86V235L85 236H83L82 235V232L84 231V230H82V228L83 229H85V225H86V223H87V220L85 221V219L87 218L86 216H84V214H81L80 215V213L81 212H79V210H78V212H79V214H74V212H73V214H72V212H71V210H74V208L71 206L72 205V203H74V201H75V199H76V196L75 195H77L76 194V192H72L73 191V188H74V186H75V191H77V193L78 192H80V191H82V192H84L85 190H87V188L86 189H84L85 187H84V185H86V184H84V183H86L85 182V180L82 178V177H79V174H77V170L75 171V174L76 175H72L71 173L70 174H67L69 171H71V169H69L68 167L69 166H67V164H65L66 166H65V168H64V164L62 165V157L64 158V155L65 156H68V154H70V155H79V152H78V154H77V152H74L73 154L71 153V152H67V151H63V152H61V153H59L60 151H62V149L63 148H68L67 146H70L69 148H72V146H73V148L75 147L76 149H88V148H90V149H92L93 151H96L95 153H93V152H91V153H93V155L94 156H96L98 153V150L100 149V148H96V143H97V140H98V143L97 144H99V147H100V144H102L101 143V140H100V138L102 137L103 139H105V134H107V138L109 137V134H108V132H106V128H101V129H99L98 128V125H96L97 123H98V121H97V119L99 120V117H98V115L100 114V104H99V101H98V104H97V102H96V98H95V100H94V97H92V96H94V93L92 92V90L91 89H89L88 88V86L90 85H86ZM45 85V84H44ZM153 85V86H152ZM56 86H58V85H56ZM86 86H87V88H88V90H86L87 88H86ZM261 86H264V85H262V82H261ZM49 87V86H48ZM47 87V88H48ZM59 87H61L60 85H59ZM147 87H148V89H147ZM177 87V86H176ZM0 88H2L1 86H0ZM7 88V89H6ZM47 88L45 89V90H47ZM62 88V87H61ZM154 88V89H153ZM178 88V87H177ZM136 89V88H135ZM60 90V91H59ZM77 90H79V93H78V91ZM125 91H126V89H124ZM123 90V91H124ZM53 91H54V93H53ZM59 91V92H58ZM62 91H64V92H62ZM66 91H70V92H67V95H68V98L70 99H72V97H71V93H72V96H75V95H73V94H76V97L78 98L79 97V99H77V98H74V100L72 101L71 99V102H69L70 100H68L67 98H65L66 96H65V94H66ZM87 91V92H86ZM144 91V90H143ZM143 91H142V93H143ZM127 92V91H126ZM132 92V91H131ZM140 94H139V93ZM137 93L139 94V95H147L145 92L142 94L141 93V91H138ZM57 93H64V94H62V96L61 97H63L64 98V102L63 101H59L60 100V98L58 97L60 94H57ZM81 93V94H80ZM136 92L135 93H133V94H137ZM2 94V95H1ZM6 94V93H5ZM55 94V95H54ZM70 94V95H69ZM8 95V94H7ZM16 95V96H15ZM79 95H81V96H79ZM70 96V97H69ZM84 96V97H83ZM136 96V95H135ZM138 96V95H137ZM91 97V98H90ZM149 97V96H148ZM85 98V99H84ZM87 98L89 99V100H91L92 99V101H93V103L95 104V107H94V109H93V103H92V101H91V103H89V100H87ZM151 98V96L149 97V99ZM26 99V100H25ZM47 99H45V100H47ZM59 99V100H58ZM70 103V104H72V106H70V104L68 103V105L70 106H68L67 105V103H66V100ZM152 100H148V101H153L154 100V98H153V96H152V98H151ZM155 99V100H156ZM161 99V100H160ZM2 100V101H1ZM30 102V104L32 105H30L29 104V102ZM48 100L45 102L46 103V106L48 105H50V103L48 102ZM141 100H145V99H141ZM141 100H139V102H141ZM154 100V101H155ZM160 100V101H159ZM61 102V107H60V103L59 102ZM88 101V102H87ZM148 101L146 100V101H144V103H145V105H148L147 107H149V103H148ZM163 101V102H164ZM241 101V100H240ZM239 101V102H240ZM29 104V105H27V103ZM63 102V103H62ZM77 103L76 104V106H75V104L74 103ZM162 102V103H163ZM22 103V102H21ZM44 103V104H45ZM47 103H49V104H47ZM64 103H65V105H67L66 107H64L65 105H64ZM81 105H80V104ZM143 103V104H144ZM148 103V104H147ZM260 103V102H259ZM19 104V103H18ZM63 104V105H62ZM151 104V108H154L155 106L153 105V103H150ZM163 104H165V103H163ZM171 104V105H170ZM5 105V104H4ZM96 105H97V107H96ZM24 106V107H23ZM30 106V107H29ZM166 106H167V108H166ZM23 107V108H22ZM68 107V108H67ZM73 107V108H72ZM90 107V108H89ZM157 107H159V108H157ZM162 109H161V108ZM5 108H8L7 110L5 109ZM14 108V109H13ZM18 108H19V110H18ZM65 108H67L68 110H66ZM70 108H72V109H70ZM99 108V109H98ZM150 108V107H149ZM168 108H172L171 110H169ZM223 108H224V106H223ZM21 109H23L22 111H20ZM31 111H30V110ZM65 109V110H64ZM70 109V110H69ZM86 109V110H85ZM92 109H93V111H92ZM167 111H166V110ZM259 109H260V107H259ZM12 110V111H11ZM15 110V111H14ZM18 110V111H17ZM26 110V111H25ZM28 110H29V112H28ZM84 110V111H83ZM157 110H156V112L155 113H159V114H163V113H160V111L159 112H157ZM174 110V111H173ZM232 110L235 112V108L232 106ZM232 110H230V111H228L229 112V114H231L230 116H235V117H237L235 114H234V112L232 111ZM24 111V114L25 115H23V112ZM32 111H35L36 112V114H35V112H34V114H30V113H32ZM51 111L54 113V114H52L51 113ZM64 111H66V112H64ZM78 111H79V109H78ZM153 111V112H154ZM259 111V110H258ZM26 112V113H25ZM46 112V113H45ZM51 114V115H49V113ZM90 112V113H89ZM20 113L22 114V118H21V115H20ZM39 113V114H38ZM43 113L45 114L44 116L45 117H47V120L44 118V116H43ZM92 113V114H91ZM93 113L95 114V116L96 117H94V120H93V117L91 116V115H93ZM171 113V114H172ZM257 113V112H256ZM169 114H170V112H169ZM207 114V115H206ZM6 115L8 116V118L7 119H5V117H6ZM27 115H29V116H27ZM36 116V118H37V115H38V117H41L40 119H39V122H40V120L41 119H45L46 121H42V122H46L45 124H47V125H45L44 127H45V130H43L44 129V127H42V126H40V128H38L37 127V125H36V123H39L38 121H36V120H38V118L36 119L35 118V116ZM40 115V116H39ZM71 115V114H70ZM158 115V114H157ZM206 115V116H205ZM24 116V117H23ZM26 116L28 117V119L26 118ZM32 116L34 117L33 119H32ZM53 116V117H52ZM100 116V115H99ZM48 117H49V120H48ZM51 117V118H50ZM54 117H55V119H54ZM58 117V118H57ZM203 117V118H204ZM76 118H78L77 120H76ZM162 118V117H161ZM168 118V119H169ZM181 118V117H180ZM31 119V120H30ZM70 119H74L73 120V123L72 122H70V121H72V120H70ZM182 119V118H181ZM240 119V118H239ZM66 120V121H65ZM80 120V121H79ZM92 120V121H91ZM241 120H243V119H241ZM4 121V122H3ZM31 121V123H29V122ZM32 121H33V123H32ZM51 123H50V122ZM55 121V122H54ZM58 121V122H57ZM65 121V122H64ZM168 121V120H167ZM170 121V120H169ZM189 121H191V120H189ZM35 122V123H34ZM50 123V125H49V123ZM53 122V123H52ZM68 123V126L66 125L67 123ZM74 122L75 123H77V122H81V123H77V124H83L85 127H84V133H85V130H87L88 128H90V129H92V127L94 126V128L92 129V130H89L88 129V131H86V132H89V131H91V134L92 133H94V132H98L97 134L95 133V135L94 134H89V133H87V135H85L84 133L82 134V132H83V130L82 129H80V127L82 128L83 126H80V125H78L77 126V124H74ZM88 122V123H87ZM91 122V123H90ZM93 122V123H92ZM85 123H87V124H85ZM167 123H169V122H167ZM178 123V124H177ZM185 123V122H184ZM191 123V124H190ZM7 124H9L8 125V130H7V128H6V126L5 125ZM33 124V125H32ZM56 124V125H55ZM65 124V125H64ZM69 124H71V125H69ZM73 124H74V129L75 130H73L71 127H73ZM93 124H95L97 127H95V125H93ZM182 124V125H181ZM188 124H190L191 126H189L188 127ZM259 124V125H258ZM257 124V126L254 128V130L256 131V133L257 134H259V135H261V136H264V119H262L259 123ZM40 125V124H39ZM52 125L54 126L53 128H52ZM64 125V126H63ZM77 127H79V128H77ZM93 125V126H92ZM10 126V127H9ZM59 126H61V127H59ZM68 127L67 129L65 128V131H64V127ZM194 126H195V128H194ZM48 127V128H47ZM57 128H59L58 130H57ZM77 128V129H76ZM173 128V127H172ZM184 128V129H183ZM35 129V130H34ZM49 129V130H48ZM78 129H80V130H78ZM98 129V130H97ZM104 130V132H105V134H104V132H102V131H100V130ZM11 132H10V131ZM40 130H42L41 131V133L39 132ZM52 130H54V131H52ZM70 130H72V131H70ZM76 130H78V131H76ZM82 130V131H81ZM95 130V131H94ZM171 130V129H170ZM173 130V129H172ZM199 130V131H198ZM204 130V129H203ZM22 131H24V132H27V133H25V136H24V132L22 133ZM33 131H35V132H33ZM56 131V132H55ZM69 131V132H68ZM202 131V130H201ZM28 132H30V133H28ZM39 132V133H38ZM44 132V133H43ZM64 132L67 134V132H68V135H69V137H68V135H66V134H64ZM181 132V134H183L184 135V133H182ZM10 133H12V134H10ZM35 133H37V134H35ZM51 133V134H50ZM54 133V134H53ZM56 133V134H55ZM72 133H74V134H72ZM77 133H79V134H77ZM206 133H207V131H206ZM11 135V136H9V135ZM39 134V135H38ZM45 135V136H42V135ZM53 134V135H52ZM81 134V135H80ZM88 134L90 135V137L88 138ZM202 135V136H200V135ZM221 134V135H222ZM28 135H30V137L28 136ZM31 135L33 136L32 137V139H31ZM52 135V136H51ZM64 135V136H63ZM102 135V136H101ZM185 135L183 136V138H185ZM199 135V136H198ZM207 135H209L208 133H207ZM220 135V136H221ZM29 137V139L28 140H26V138L24 139V137ZM55 136V137H54ZM57 136V137H56ZM63 136V138H61ZM68 138H67V137ZM73 136V137H72ZM104 136V137H103ZM7 137H9V138H7ZM53 137H54V139H53ZM100 137V138H99ZM203 137V138H202ZM57 139V141H56V139ZM59 138V139H58ZM65 138V139H64ZM70 138V139H69ZM73 138V139H72ZM77 138V139H76ZM106 138V139H107ZM206 139L205 141V143H203L204 141L202 140V139ZM208 139H209V136L207 137ZM69 141L70 140V142H67V140ZM109 140H110V137L108 138ZM169 139V138H168ZM201 140V144L199 143H195V141L196 140H198V141H200ZM19 140V141H18ZM23 140H25V141H28V144H27V142H24ZM30 140V141H29ZM60 140V141H59ZM62 140V141H61ZM63 140H66V141H64V142H66L67 143V146H66V143H64L63 142ZM74 140V141H73ZM76 140H80L79 141V143H78V141H76ZM84 140V141H83ZM99 140H100V142H99ZM184 141H185V144L187 143V144H189L188 142H186V140L185 139H183ZM21 141V142H20ZM23 141V142H22ZM37 141V142H36ZM73 141V142H72ZM76 141V142H75ZM89 141V142H88ZM104 141H106V140H104ZM194 141V142H193ZM54 142V143H53ZM61 142V143H60ZM62 142H63V145H62ZM82 142H83V144H82ZM93 142V143H92ZM23 143V144H22ZM56 143H58V145L56 144ZM73 143V144H72ZM90 143V144H89ZM210 143V144H209ZM19 144V145H18ZM26 144V145H25ZM70 144V145H69ZM85 144V145H84ZM180 144V143H179ZM178 144V145H179ZM182 144H183V147H181L182 146ZM185 144H184V142L183 143H181V145L180 146H177V149H179L180 150V148H184V146H185ZM195 144V145H194ZM13 145V144H12ZM60 145H62V147L63 148H61L60 147ZM78 145V146H77ZM79 145H84L82 148L79 146ZM107 145V144H106ZM165 145V144H164ZM211 145V146H210ZM20 146V147H21ZM26 146V147H25ZM89 146V147H88ZM102 146V145H101ZM105 145H103L102 147H104ZM167 146V145H166ZM190 146H192L191 144H190ZM203 146V147H202ZM214 146H216V145H214ZM174 147H176V144H175V146ZM180 147V148H179ZM186 147H187V145H186ZM189 147V146H188ZM220 147V146H219ZM218 147V148H219ZM222 147V146H221ZM28 148V149H27ZM38 148V149H37ZM39 148H41V150L39 149ZM59 148V149H58ZM165 148V147H164ZM213 150H211V149ZM15 149V148H14ZM21 149V151H23ZM35 149H37L36 151H35ZM43 149V150H42ZM98 149V150H97ZM166 150L168 149V147H166L165 148ZM177 149H174V150H176L177 152H178V150ZM189 149H191V147L189 148ZM194 148L192 147V150H193ZM221 149V148H220ZM40 150V151H39ZM63 150H65V149H63ZM209 150V151H208ZM15 151V155L18 153V151L17 150H13V152ZM16 151H17V153H16ZM173 151V150H172ZM176 151H173V153L175 154V152ZM191 151V150H190ZM203 151H205V152H203ZM208 151V152H207ZM64 152H65V154H64ZM86 151H84L83 153L86 155V153H85ZM147 152V151H146ZM149 154L151 153V151H150V149H149ZM166 152H168V151H166ZM176 152V153H177ZM182 152V153H181ZM183 152L185 153V148L183 149V150H180L178 153H180V154H178V155H181V156H185L186 155V153H187V150H186V153L185 154H183ZM207 152V153H206ZM24 154V153H26V152H24V153H22V152H20L19 151V154ZM66 153H67V155H66ZM76 153V154H75ZM90 153V154H91ZM105 153V152H104ZM162 154H163V152H161ZM161 153H158V154H156V156H161L162 154ZM172 153V154H173ZM196 153V152H195ZM81 154V153H80ZM96 154V155H95ZM100 154V155H99ZM98 155L99 156H102V155H104V154H101V153H99ZM145 154H147V153H145ZM161 154V155H160ZM166 154V153H165ZM183 154V155H182ZM201 154H202V156H201ZM18 155V154H17ZM126 155H128V154H126ZM167 155V154H166ZM196 155H198V154H196ZM79 156H84V155H79ZM147 156V155H146ZM164 156V155H163ZM183 156V157H184ZM52 157H54V158H52ZM61 157V158H60ZM128 157V156H127ZM58 158V159H57ZM71 158H73V157H71ZM167 158V157H166ZM53 159V160H52ZM58 160V161H61L62 163L60 164V162H57L56 160ZM61 159V160H60ZM164 159V158H163ZM35 160V159H34ZM65 160V159H64ZM72 160H75L74 158L72 159ZM71 160V162H73ZM48 161V162H47ZM165 161V160H164ZM168 162H169V160H167ZM35 162V161H34ZM51 162V163H50ZM65 162H66V160H65ZM64 162V163H65ZM225 162V166L223 165V164H221V163H224ZM48 164V165H47ZM50 164V165H49ZM56 164V165H55ZM219 164V166H217ZM227 164V165H226ZM228 164H230L229 165V167H228ZM59 165V166H58ZM62 165V166H61ZM220 165H221V167H220ZM50 166V167H49ZM57 166V167H56ZM204 166V167H203ZM261 166H264V164H262ZM201 167V166H200ZM220 167V168H219ZM224 167H226V168H224ZM51 168V169H50ZM53 168V169H52ZM63 169V170H59V169ZM71 168H73V167H71ZM222 168H224L223 170L225 171H222ZM227 168H229V169H227ZM59 171H58V170ZM66 169H68V170H66ZM74 169V168H73ZM72 169V170H73ZM76 169V168H75ZM74 169V170H75ZM221 170V171H220ZM55 171V172H54ZM58 171V172H57ZM61 171V172H60ZM65 171H67V172H65ZM15 172V171H14ZM23 172V171H22ZM218 172H220L219 173V175H217L218 174ZM221 172H223V177H222V175H221ZM72 173H74V172H72ZM217 173V174H216ZM69 175H71V177L73 176L74 178H73V180L74 179H76V180H74L77 184H74V181H73V183H66V182H68V180H66L67 178H68V176ZM221 175V176H220ZM19 176V177H18ZM139 176V175H138ZM204 176V177H203ZM18 177V178H17ZM69 178H70V176H69ZM63 179V180H62ZM80 179V180H79ZM83 179V180H82ZM201 179H203L204 180V184H208L209 185V187H208V189L207 188H204V189H202L203 187H204V184H203V182H200V180ZM207 181H206V180ZM66 180V181H65ZM7 181H8V179H7ZM65 181V182H64ZM70 181H72V178H71V180L69 179V182ZM82 181V182H81ZM196 181V182H197ZM62 182V183H61ZM84 182V183H83ZM80 183V184H79ZM153 183V182H152ZM10 184V185H9ZM67 184H69V185H67ZM70 184H72V185H70ZM73 184H74V186H73ZM84 184V185H83ZM40 187H39V186ZM57 187H56V186ZM81 185V186H80ZM83 185V186H82ZM51 186V187H50ZM70 186V187H69ZM73 186V187H72ZM79 186V187H78ZM53 187H56V188H58L57 189V191H55V189L56 188H54V190H52V188ZM72 187V188H71ZM86 187H87V185H86ZM234 187H236V188H241V189H237L238 190V192H237V190H236V188H234ZM256 187V188H255ZM40 188H42V189H45L44 191L41 189L40 190ZM47 188H50L49 190L47 189ZM71 188V189H70ZM255 190H254V189ZM37 189H38V191H37ZM76 189H79V190H76ZM208 190L207 192H205L206 194L205 195H203L204 194V190ZM29 190V191H28ZM48 190V191H47ZM58 190H62L61 192L59 191V193H58ZM187 190V189H186ZM211 190H212V192H211ZM252 190H254V193H252ZM28 191V192H27ZM52 191L54 192V193H52ZM188 191V190H187ZM232 191V192H231ZM37 194H36V193ZM39 192V193H38ZM55 192H57V193H55ZM164 193L166 192L165 190L163 191ZM237 192V193H236ZM256 192V193H255ZM50 193H51V196H50ZM187 193H189V192H187ZM241 195H243V196H241ZM71 194H73V197L75 198H71V197H69V195H71ZM186 194V193H185ZM184 194V195H185ZM232 194V195H231ZM235 194V195H234ZM31 195H33V196H31ZM53 195V196H52ZM57 195V196H56ZM62 195V196H61ZM190 195V194H189ZM189 195H187V196H189ZM238 195H240L239 197H238ZM253 195V196H252ZM56 196V197H55ZM60 196V197H59ZM68 196V197H67ZM72 196V195H71ZM254 196H256L255 198H253ZM54 197V198H53ZM142 197H144V195H142ZM24 198V199H23ZM71 200H70V199ZM167 198V197H166ZM187 198V197H186ZM189 199L191 198V197H188ZM217 198V199H216ZM184 199H185V197H184ZM254 199V201H252ZM221 200V201H220ZM69 201V202H68ZM185 201V204H186V201H187V199H185L184 200ZM192 201V200H191ZM224 201V202H223ZM227 201V202H226ZM70 202H71V205H69L70 204ZM75 202H77V201H75ZM188 202V204H187V207H189L190 209H187V210H191L192 211V209H191V207H192V204H190L189 203V200L187 201ZM218 204V205H216V203ZM226 202V203H225ZM255 202L257 203V204H259V205H257L258 207H256V205H255ZM142 203V202H141ZM144 203V202H143ZM141 204V205H144L143 207H145V204ZM224 203V204H223ZM227 203H229V204H227ZM232 203V204H231ZM66 204H67V206H66ZM207 204H206V206H207ZM222 205V207H220V205ZM189 205H191V206H189ZM254 205V206H253ZM261 205V206H260ZM72 207V209H71V207ZM152 206V205H151ZM165 206V205H164ZM186 206V205H185ZM184 206V207H185ZM209 206V205H208ZM219 206V207H218ZM70 207V208H69ZM142 207V206H141ZM210 207H208V209L210 208ZM260 207V208H259ZM68 210H67V209ZM149 208H151V207H149ZM210 208V209H211ZM224 208H226V209H224ZM140 209V208H139ZM142 210H143V208H141ZM148 209V208H147ZM153 209V208H152ZM223 209V210H222ZM76 210V209H75ZM155 210V209H154ZM153 210V211H154ZM225 210H226V212H225ZM66 211V212H65ZM67 211H69V214H67ZM152 211V210H151ZM158 211V210H157ZM157 211L155 210L153 213L154 214H157ZM220 211H223V212H225L224 214H225V216H224V219H222L221 220V217H219L220 215H218L217 213H219ZM227 211H228V213H227ZM230 211V212H229ZM255 211V212H254ZM70 212H71V214H70ZM83 212V211H82ZM189 212V211H188ZM254 213V215H255V213H256V215H257V218H255V219H257V220H255L257 223H256V225H257V228L255 227V230H254V232L252 231L251 233H249V231H251V229H249V227L250 226H248L249 224H251V223H248V225H247V221L249 222V220H251L250 218H252V220H253V214H251V213ZM148 214L149 216H148V220H149V218H150V216H152V215H154V214ZM160 212H158V214H159ZM222 213V212H221ZM191 214L193 215V211L191 212ZM220 214V213H219ZM72 217H71V216ZM76 215V216H75ZM78 215H80V216H82L83 215V217H80V216H78ZM215 215L217 216L218 215V217H215ZM251 215V216H250ZM256 215H255V217H256ZM258 215H261V216H258ZM73 216H75V219H73ZM79 218H78V217ZM195 216V215H194ZM85 217V218H84ZM147 217V216H146ZM153 217V216H152ZM151 217V218H152ZM154 217H155V215H154ZM196 217H197V215H196ZM214 217V218H213ZM231 217V218H230ZM72 218V219H71ZM83 218V219H82ZM157 218V217H156ZM198 218V217H197ZM202 218V217H201ZM201 218L200 219H198V220H201ZM220 218V219H219ZM223 218V217H222ZM79 219H81V220H79ZM230 219V220H229ZM258 219H260V220H258ZM73 220H75V222L73 221ZM82 220H84V221H82ZM89 220V219H88ZM157 220V219H156ZM156 220H155V218L153 219V220H149V222L150 221H154L155 223H156ZM215 220V221H214ZM78 221V222H77ZM82 223H81V222ZM225 221H227V220H225ZM242 221V222H241ZM75 224H74V223ZM200 221H198V223H199ZM78 223V224H77ZM151 223V222H150ZM211 223V224H210ZM260 223V224H259ZM262 223V224H261ZM82 224V225H81ZM88 224V223H87ZM152 224H153V222H152ZM157 224H159V223H157ZM197 223H195V225H196ZM201 224V223H200ZM203 224V223H202ZM228 224V223H227ZM231 224H233V225H231ZM236 224V225H235ZM238 224H239V226H238ZM77 225H79V227L78 228H76V226ZM156 225V224H155ZM205 225V224H204ZM242 225V226H241ZM74 226V227H73ZM188 226V225H187ZM198 226V225H197ZM196 226V228H198ZM206 226H203V230L204 231H206V229H207V227ZM237 228H236V227ZM244 226H245V228H244ZM247 226H248V229L246 230V228H247ZM81 227V228H80ZM88 227H89V225L87 226V229H88ZM157 227H159V225H157ZM201 227L202 226H200V229H201ZM204 227H206L205 229H204ZM209 227V228H210ZM213 227H215V223H214V225L210 228V229H212V232H215L216 231V229L215 228H213ZM242 227V228H241ZM81 230H80V229ZM90 228V227H89ZM241 230H240V229ZM90 229H92V228H90ZM183 229V231H185V233L184 234H186V230H184V228H182ZM215 229V230H214ZM230 229V228H229ZM228 229V230H229ZM262 229V230H261ZM82 231V232H80V231ZM86 230V229H85ZM105 230V229H104ZM202 230V229H201ZM239 230V231H238ZM261 230V231H260ZM77 231H79L80 233H78ZM89 231V230H88ZM96 233H95V232ZM198 231V230H197ZM245 231H247L248 232V234H246L247 232H245ZM85 232V234H88L89 232H87V231H84ZM84 232H83V234H84ZM87 232V233H86ZM201 232V231H200ZM228 232V231H227ZM91 232H90V234H92ZM243 233H240V234H242L243 235ZM259 233V234H258ZM79 234V235H78ZM94 234H92L93 236H94ZM102 234V235H101ZM254 234V235H253ZM82 235V236H81ZM89 235V234H88ZM92 235H90V236H88V237H91ZM104 235H105V232H104ZM203 235H205V234H203ZM198 236H200V235H198ZM210 241L212 240V242H213V246H212V248H211V245H209L208 246V244L204 247V245H200L199 244V246H203L205 249V251L206 252H202L203 250H202V248L201 247H199L200 248V250H202V251H200L199 250V252H201V253H203V254H201V253H199L198 251L196 252V253H198L200 256H198V254H196L195 253V251H194V249H193V252L191 253V252H189V253H191L190 254V256L192 255V254H194L195 253V255H197V258H199V260H200V258H203L204 260H202L203 262L204 261H207V264L209 263V264H213L214 262L212 261L211 262V260H218V257H220V256H222V258H223V255H221L220 253V255L217 253V252H219V251H216V248L219 250L220 248L221 249H223V247H222V245L220 246L219 244H217V239H215V236H209V235H205ZM233 236V234L232 235H230L229 236V238H231ZM256 236H257V238H256ZM262 236V237H261ZM84 237H86L85 239H84ZM201 237H202V235H201ZM200 237V238H201ZM234 237V236H233ZM252 237H254V238H252ZM94 238L96 239V240H94ZM100 238L102 239V240H100ZM247 238V239H246ZM251 238V239H250ZM256 238V239H255ZM262 238V239H261ZM97 239H98V241H97ZM105 239V238H104ZM196 239V238H195ZM86 240V241H85ZM197 240H199V238H197ZM201 240H202V238H201ZM249 240V241H248ZM246 241V242H245ZM198 242V241H197ZM86 245H85V244ZM199 243H201L200 241H199ZM207 242H205V244H206ZM208 243H210V244H212L211 242H208ZM247 243V245H245ZM258 243V244H257ZM197 244V243H196ZM204 244V243H203ZM258 245H259V247H258ZM94 247H95V245H93ZM92 246V247H93ZM197 247H198V244L196 245ZM214 246L216 247V248H214ZM258 248L257 250H256V247ZM196 247V248H197ZM255 247V248H254ZM214 248V249H213ZM89 249V250H88ZM173 249H175L174 247H173ZM172 249V250H173ZM213 249V250H212ZM215 250V252L213 253L212 251H214ZM259 250V251H258ZM89 251V252H88ZM191 251V250H190ZM211 251V252H210ZM250 251H251V253L252 252H254L253 254H251L250 253ZM258 251V252H257ZM262 251V252H261ZM88 252V253H87ZM173 252H174V250H173ZM256 252H257V254H256ZM90 253H92V254H90ZM96 255H95V254ZM213 254V256L211 255V254ZM261 253V254H260ZM94 254V255H93ZM215 254H217L216 256H217V258H216V256H215ZM246 254V255H245ZM194 255V258H196V256ZM202 255H204L205 257H206V259H205V257L203 256L202 257ZM211 256V258L212 259H210L209 258V256ZM219 255V256H218ZM2 256H5V257H8L7 255H2ZM107 256H109V255H107ZM189 256V255H188ZM189 256V257H190ZM261 256V257H260ZM1 257V256H0ZM188 257V258H189ZM216 259H215V258ZM255 257H257V258H255ZM259 257V258H258ZM192 258V259H191ZM194 258H193V256H191L190 257V259H189V262H191L192 261V263L193 264H199V261L196 259V260H194ZM251 258H253V260H254V262H253V260H251ZM262 258V259H261ZM89 259V260H88ZM96 259H95V261H94V263H97V264H101L102 262H101V260H100V262L98 263V262H96ZM103 259V260H104ZM207 259H209V261L207 260ZM256 259V260H255ZM259 260V262H258V260ZM86 260V261H85ZM92 260V261H93ZM102 260V261H103ZM194 260V261H193ZM200 260V261H201ZM249 260V261H248ZM262 260V261H261ZM106 261H108V258L107 259H105V263H107ZM220 261H221V259H220ZM219 260L218 261H216L214 264H224L222 261L220 262ZM248 261V262H247ZM256 261H257V263H256ZM84 262H86V263H84ZM88 262V263H87ZM104 262V261H103ZM203 262L201 263V264H203ZM247 262V263H246ZM94 263H92V264H94ZM1 264V263H0ZM108 264V263H107ZM204 264H205V262H204Z\"/></svg>", "mask_w": 264, "mask_h": 264}, {"label": "crops", "instance_id": "obj_3", "mask_svg": "<svg viewBox=\"0 0 264 264\" xmlns=\"http://www.w3.org/2000/svg\"><path fill=\"white\" fill-rule=\"evenodd\" d=\"M258 1L260 3L264 0ZM8 16L0 6V40L6 43L7 49L14 58H19L22 61V73L32 80L42 73L53 74L49 55L42 53L40 49H36L30 55L32 43L24 31L16 30L9 24ZM258 32L262 33L259 37H264V29H260ZM224 46L217 42H209L202 49L201 56L207 63L210 62V64H214V67H218L223 64L222 53L226 50H223ZM213 55H217L218 58L210 61L209 59H214ZM26 57L27 59H24ZM173 76L182 81H185L187 77L184 69H180L179 66L175 67ZM226 80L217 79L213 74L199 78L194 76L190 81L196 85L199 95H207L211 100L215 98L222 100L220 114L225 103L231 104V110L233 106L234 114L243 120L261 109L264 104V96L260 97L259 103L244 93V100H242L240 91L235 85H231L228 79ZM262 85H264V81H262ZM17 197L11 193L8 185L0 187V236L4 239L6 250L12 255L13 264H74L73 260L78 253L73 252V241L66 239L69 230L68 220L63 217L55 203L45 196H38L24 202L13 215L9 208L17 202ZM0 256L1 264L10 263L8 257Z\"/></svg>", "mask_w": 264, "mask_h": 264}]
</instances>
